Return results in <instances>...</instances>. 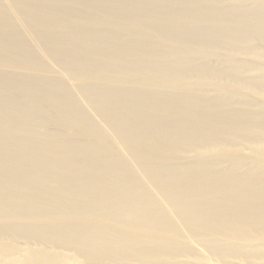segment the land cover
<instances>
[{"label":"bare ground","instance_id":"obj_1","mask_svg":"<svg viewBox=\"0 0 264 264\" xmlns=\"http://www.w3.org/2000/svg\"><path fill=\"white\" fill-rule=\"evenodd\" d=\"M0 264H264V0H0Z\"/></svg>","mask_w":264,"mask_h":264}]
</instances>
